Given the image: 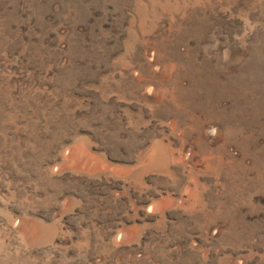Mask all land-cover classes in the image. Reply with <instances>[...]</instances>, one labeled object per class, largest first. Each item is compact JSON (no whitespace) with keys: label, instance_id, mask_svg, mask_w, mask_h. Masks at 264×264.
<instances>
[{"label":"rangeland","instance_id":"obj_1","mask_svg":"<svg viewBox=\"0 0 264 264\" xmlns=\"http://www.w3.org/2000/svg\"><path fill=\"white\" fill-rule=\"evenodd\" d=\"M0 264H264V0H0Z\"/></svg>","mask_w":264,"mask_h":264}]
</instances>
